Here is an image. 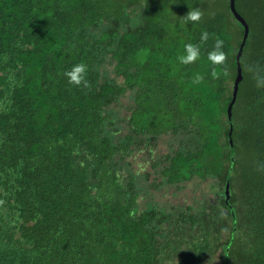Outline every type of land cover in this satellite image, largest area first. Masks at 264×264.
Segmentation results:
<instances>
[{
    "label": "trees",
    "instance_id": "obj_1",
    "mask_svg": "<svg viewBox=\"0 0 264 264\" xmlns=\"http://www.w3.org/2000/svg\"><path fill=\"white\" fill-rule=\"evenodd\" d=\"M235 8L248 36L228 111L245 38L228 0H0V264H264V0ZM202 30L200 58L180 65ZM79 62L88 88L64 76ZM137 155L148 172L131 170ZM140 177L211 193L141 208Z\"/></svg>",
    "mask_w": 264,
    "mask_h": 264
},
{
    "label": "clouds",
    "instance_id": "obj_2",
    "mask_svg": "<svg viewBox=\"0 0 264 264\" xmlns=\"http://www.w3.org/2000/svg\"><path fill=\"white\" fill-rule=\"evenodd\" d=\"M203 13L197 8L190 9L186 15L180 17L183 25L193 24L195 25L201 20ZM209 32L207 30H202L199 36V42L197 43H185L183 45V52L177 55L176 60L180 65H191L196 62L201 56V44L205 43L209 39ZM223 41L216 39L214 45L210 51L207 53V61L210 66V75L215 77L217 75V67L223 66L226 60V54L222 50ZM87 75V65L83 62L75 63L71 66L69 70L64 72V76L67 79L69 85L75 87L84 88L89 87V81L86 79ZM204 79V77L197 73L193 77V83L199 84ZM256 87H264V75H255Z\"/></svg>",
    "mask_w": 264,
    "mask_h": 264
},
{
    "label": "rangeland",
    "instance_id": "obj_3",
    "mask_svg": "<svg viewBox=\"0 0 264 264\" xmlns=\"http://www.w3.org/2000/svg\"><path fill=\"white\" fill-rule=\"evenodd\" d=\"M230 0H228L229 2ZM130 99L127 97L123 99L122 103L120 104L119 109V116L126 117L129 114V107ZM169 152V142H166L164 139L160 144L158 149L155 151V155H163ZM131 163V170L135 174V171L141 172V169L145 170L144 173L149 171L148 165L145 167L144 161L141 155H137L136 157L129 158ZM153 178V177H151ZM139 182L142 185L143 189L149 190L146 195H142L141 199H139L138 203L140 204L141 208H149L153 205H162L167 206L168 208L171 206L176 205H184L189 206L193 205L196 206V202L200 201L203 195L210 194L211 187L209 183H202L200 184L198 180H194L180 190L175 191L174 188L171 189H163L159 191L152 190L148 187V182L146 183L142 177L139 178ZM144 194V193H143Z\"/></svg>",
    "mask_w": 264,
    "mask_h": 264
},
{
    "label": "water",
    "instance_id": "obj_4",
    "mask_svg": "<svg viewBox=\"0 0 264 264\" xmlns=\"http://www.w3.org/2000/svg\"><path fill=\"white\" fill-rule=\"evenodd\" d=\"M235 1L236 0H230L229 1V5H230V9H231V12L232 14L234 15V17L241 23L244 25L245 27V38L240 46V49L238 51V55H237V77L235 79V83H234V92H233V96H232V101L229 105V108H228V111H230L236 101V96H237V92H238V86H239V83L240 81L242 80V71H241V67H240V57H241V54H242V51H243V48H244V45H245V40L248 36V27L245 23V21L242 19V17L238 14L236 8H235ZM228 194V193H227Z\"/></svg>",
    "mask_w": 264,
    "mask_h": 264
}]
</instances>
